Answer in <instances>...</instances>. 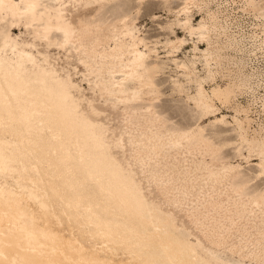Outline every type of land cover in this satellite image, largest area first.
Returning <instances> with one entry per match:
<instances>
[{
	"label": "bare ground",
	"instance_id": "1",
	"mask_svg": "<svg viewBox=\"0 0 264 264\" xmlns=\"http://www.w3.org/2000/svg\"><path fill=\"white\" fill-rule=\"evenodd\" d=\"M246 1L264 17V3ZM65 4L0 0L1 9L25 17L48 45H73L69 52L79 56L89 74L97 71L94 81L88 78L91 88L105 102L123 107L126 128L115 135L99 120L103 111L93 100L81 108V98L72 91L81 87L69 71L62 75L47 53L32 50L34 43L1 31L0 264H264V188H252L253 178L243 172L254 164L256 179L264 177V127L252 125L249 107L237 99L248 75L240 71L216 82L228 57L224 50L233 46L229 39L220 44L219 37L228 33L216 12L209 9L194 23L191 8L199 0H183L167 23L173 33L183 28L208 44L205 49L195 44L192 57L181 59L186 36L165 41L166 57L184 78L172 77V90L184 94L199 116L193 126H182L171 124L156 106V77L166 64L150 60L152 53L159 57L158 50L142 36L133 11L118 13L107 24L96 16L74 24ZM104 25L110 31L104 37L108 46L99 49ZM85 37L90 39L84 56ZM90 58L100 66L95 68ZM209 81L214 84L207 88ZM232 105L234 114L221 111ZM206 118L232 128L225 135L234 133L236 139L216 142L205 132ZM168 147L166 154L175 151L176 170H151L147 178L145 155ZM227 147H234L236 158L246 164L227 157ZM115 148L124 151L123 159ZM193 150L203 156L208 178L201 180L197 168L184 166ZM215 161L220 168L209 165ZM138 162L143 177L135 168Z\"/></svg>",
	"mask_w": 264,
	"mask_h": 264
},
{
	"label": "rangeland",
	"instance_id": "2",
	"mask_svg": "<svg viewBox=\"0 0 264 264\" xmlns=\"http://www.w3.org/2000/svg\"><path fill=\"white\" fill-rule=\"evenodd\" d=\"M258 1L264 3V0ZM199 3L198 6L194 5L191 8L193 10L191 14L193 13L192 17L194 23L206 17L209 9L215 11L219 21L226 27L228 33V36L222 35L219 37L220 44L222 46L225 45L228 39L233 43V46L224 50V53H226L228 57L222 60V67H220V71L217 73L216 82H226L229 78H234V76L240 74V71H242L244 76L245 74L248 75V84L242 93L238 95L237 99L242 105L249 107L251 117L253 118L252 125L254 127H264V17L247 6L246 0H199ZM65 5L66 14L74 24H78L80 18L88 22L93 21L95 16L100 17V20L107 24L117 19L114 18L116 14L132 10L136 16V24L141 30L142 36L149 41L148 44L151 47L154 46L158 50L159 57H157L155 53H152L150 60L158 63L164 62L166 64L165 69L159 72V75L156 77L157 84L160 88V98L156 101L158 110L169 119L171 124L193 126L199 121L197 120L199 116L194 109V104L192 102L188 103L184 94L173 92L172 77H179L182 80L184 78L180 76L181 71L177 68L176 64L170 62L168 60L169 58L166 57L168 47L165 45V41L168 38L174 39L176 34L181 37L186 36V43L178 53V57L181 59L192 57L195 44H197L200 49H205L208 46L205 40L197 36L192 37L188 35L183 28L176 27L175 33L168 29L167 23L176 18L178 10L183 5V0H144L142 3L138 0H117L106 1L101 4L98 2H90L87 4L84 0H66ZM115 27L121 30L122 23L116 21ZM102 28L104 31L99 36L103 39V43L98 46L99 49L108 46L104 37L106 34H110V31H108L105 25ZM2 30L10 33L13 38H16L20 42L25 41L34 43L36 47H33L32 50L35 53H37V49L47 53L51 58V62L55 64L62 75L65 76L69 71L74 81L78 82L81 87V92H77L75 89L72 90L76 96L81 98V108L87 109V100H93L95 106L103 111L99 120L109 125L114 130L115 135H119L120 132L126 128L124 114L121 110L123 107L120 109L115 107L110 101L105 102L99 91H94L91 88L88 78L94 81L97 78L95 76L97 71L93 74H89V67L80 62L79 56L75 52H69L70 49H73V45L68 44L66 49L61 48L57 44L48 45L46 40L39 37L35 30V25L27 23L25 17H15L10 10L1 9L0 7V40ZM58 35L60 38V34ZM87 38L85 37L83 39H87L85 41L82 40L83 48L80 47L82 55L84 56L86 45L89 43L88 41L90 39L89 37ZM111 43L113 44L112 41H110V44ZM76 45L78 46L79 42H76ZM8 53H11V51L8 50ZM197 55L201 56V53H197ZM89 60L91 63H94V65L96 64L92 58ZM97 66H100V63L96 64L95 68ZM198 69L200 73L203 74L204 65L202 62H198ZM213 84L214 82L209 81L206 87L210 88ZM145 98L147 99L148 95L145 96ZM221 111L230 115L234 114L233 105L227 108L222 107ZM202 124L205 126V132L212 136L216 142L236 139L234 133L225 135L227 132L233 131L230 127L220 125L214 126L209 123L208 118L203 119ZM126 148L127 151L125 155L129 157L131 149L129 142L126 143ZM169 149V147L167 149L163 148L158 155L152 153L151 150L148 151L150 152L149 155L153 158H149V155H145V167L148 170L144 175H146L147 178L150 176L151 170H159L164 173L176 170V168H174V164L177 162L174 158L175 151L172 150L171 154H166V150ZM235 150L234 147H227L224 150V154L227 157H233V162H242L246 164L245 159L236 158ZM114 151L123 159V150L115 148ZM188 153L189 152L186 153V156L188 155L187 157H189L190 161H185L186 163H184V166L188 163L187 166H192L194 169L197 168L196 172L199 174L201 180L202 178H208V169L206 164L202 162L203 156L201 153L198 150H193L192 154ZM206 158L207 161L210 160L208 156H206ZM156 159L158 161H156ZM194 161L197 163H194ZM256 161L257 160H253L252 162ZM221 164L220 161H215L209 165L214 168H220ZM135 168L139 170L141 177H143L140 162H138V166H135ZM243 172L245 177L253 178L252 180H254V183L252 188H264V177L256 179L255 176L258 172L257 165L250 164L244 168ZM146 184H148V182L145 178V185ZM246 236L251 237L250 234Z\"/></svg>",
	"mask_w": 264,
	"mask_h": 264
}]
</instances>
